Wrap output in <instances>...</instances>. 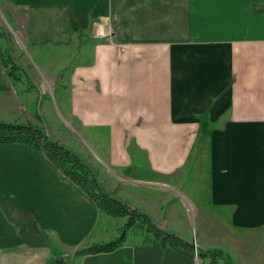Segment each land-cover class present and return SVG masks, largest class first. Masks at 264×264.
<instances>
[{"label": "crops", "instance_id": "1", "mask_svg": "<svg viewBox=\"0 0 264 264\" xmlns=\"http://www.w3.org/2000/svg\"><path fill=\"white\" fill-rule=\"evenodd\" d=\"M0 16L35 85L0 64V120L40 125L34 103H54L110 193L197 249L263 262L264 0H0ZM117 221L42 152L0 145V264H203L133 234L75 255Z\"/></svg>", "mask_w": 264, "mask_h": 264}, {"label": "trees", "instance_id": "2", "mask_svg": "<svg viewBox=\"0 0 264 264\" xmlns=\"http://www.w3.org/2000/svg\"><path fill=\"white\" fill-rule=\"evenodd\" d=\"M0 64L11 82L27 83V91L35 88L29 73L16 63L8 47L0 52ZM20 144L42 152L51 166L75 186L100 213L114 219H125L119 235L111 241L93 244L76 252V256L109 254L126 242L129 235H140L147 244L158 241L164 249H172L187 257H198L203 264H235L228 254L219 249L196 252L187 239L161 228L146 212L131 206L125 199L110 193L95 168L77 152L56 140L43 126L7 123L0 120V145Z\"/></svg>", "mask_w": 264, "mask_h": 264}, {"label": "rangeland", "instance_id": "3", "mask_svg": "<svg viewBox=\"0 0 264 264\" xmlns=\"http://www.w3.org/2000/svg\"><path fill=\"white\" fill-rule=\"evenodd\" d=\"M11 32H12L11 24H9L7 22V20H4L2 18V16H0V52H4L8 47H10L11 50H12V53H13L12 54L13 57L15 58L16 62L18 64H20L21 61H20V58L17 56V54L20 52V48H19L18 43H21V38H20L21 35L16 33V32H13V33H11ZM16 37H19V39H16ZM24 54H25V57L30 61V64L32 65L33 70L39 76V78H40L39 79V83L42 85V80L41 79H42V72L44 73V70L40 68V66L37 63V61L35 60V58L32 59V57L29 56L25 52H24ZM27 72L29 73L28 70H27ZM44 89L47 92L46 96L45 95L43 96L44 98L46 97V100H48L47 99V97H48L47 94H51L53 97H55V94L57 92V87L55 86V83H53V84L50 83L48 86L44 87ZM51 99H52V97H51ZM52 106L54 108L53 109L54 110L53 114H51L50 112L46 113L44 111V108H42V110H41L40 107H39V102H35L34 103V108H35L36 113H38V114L40 113L39 115L42 117L41 118L42 120H40V126H43L46 129H48V131H50V134L56 140H58L59 142L63 143L65 146H67L65 144V143H69V141H68V139H67V137L65 135V128L67 127V124L64 122L63 118H61L59 116V114L57 113L56 105L54 103H52ZM7 123H12V122H7ZM17 124H19V123H17ZM61 125L63 127L60 128ZM109 220L111 221L110 227H109V229L111 231V229L114 230L115 227H117V222H118L117 220L118 219H114V218L109 217ZM169 231H171V230H169ZM171 232H173V231H171ZM173 233H175V232H173ZM238 258H240V256ZM206 264H207V262H206ZM220 264H223V263L221 262ZM238 264H243V263H238ZM259 264H264V260H263L262 263H259Z\"/></svg>", "mask_w": 264, "mask_h": 264}, {"label": "water", "instance_id": "4", "mask_svg": "<svg viewBox=\"0 0 264 264\" xmlns=\"http://www.w3.org/2000/svg\"><path fill=\"white\" fill-rule=\"evenodd\" d=\"M191 243L195 246V248H196V252L198 253V249H197V247H196V245H195V242L192 241Z\"/></svg>", "mask_w": 264, "mask_h": 264}]
</instances>
